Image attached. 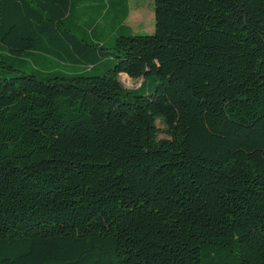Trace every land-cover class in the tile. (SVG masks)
Masks as SVG:
<instances>
[{
    "label": "trees",
    "instance_id": "obj_1",
    "mask_svg": "<svg viewBox=\"0 0 264 264\" xmlns=\"http://www.w3.org/2000/svg\"><path fill=\"white\" fill-rule=\"evenodd\" d=\"M130 12L0 0V264H264V0Z\"/></svg>",
    "mask_w": 264,
    "mask_h": 264
},
{
    "label": "rangeland",
    "instance_id": "obj_2",
    "mask_svg": "<svg viewBox=\"0 0 264 264\" xmlns=\"http://www.w3.org/2000/svg\"><path fill=\"white\" fill-rule=\"evenodd\" d=\"M131 13L127 20V25L131 27L135 35H152L155 33V0H130ZM114 38H110L107 47L113 42ZM24 69L31 71V66L26 65ZM120 82L125 89L134 90L139 88L141 82L134 81L126 75L120 76Z\"/></svg>",
    "mask_w": 264,
    "mask_h": 264
},
{
    "label": "crops",
    "instance_id": "obj_3",
    "mask_svg": "<svg viewBox=\"0 0 264 264\" xmlns=\"http://www.w3.org/2000/svg\"><path fill=\"white\" fill-rule=\"evenodd\" d=\"M131 13V12H130ZM129 19V18H128ZM127 23V22H126Z\"/></svg>",
    "mask_w": 264,
    "mask_h": 264
}]
</instances>
